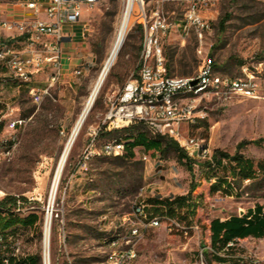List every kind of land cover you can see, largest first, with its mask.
I'll use <instances>...</instances> for the list:
<instances>
[{"label":"rangeland","instance_id":"374dc122","mask_svg":"<svg viewBox=\"0 0 264 264\" xmlns=\"http://www.w3.org/2000/svg\"><path fill=\"white\" fill-rule=\"evenodd\" d=\"M14 1L0 0V3L2 7H10ZM155 1L145 0V3ZM123 7L124 0H98L92 6L83 7L73 39L66 41L63 47L74 57V62L68 70L62 71L39 104L32 101L28 91L31 86H47L51 68L38 72V77L34 74L30 82H20L11 78L8 70L0 65L2 100L17 107L15 114L28 118L27 124L19 130L20 144L14 156L0 162V199L6 194L25 198L14 209L23 216L29 211L39 216L35 226H18L8 240L9 244L0 245L3 257L13 253L23 260L35 255L39 264H44V229L49 214L50 264H112L108 257L111 242H121L129 232L130 222L124 221V217L133 219L137 206L145 204L148 207L149 198L174 197L189 189L191 172L173 151L161 160L150 156L146 162L140 158L142 149H136L132 160L100 155L91 160L86 172L76 169L90 127L102 126L109 99L138 67V47L142 37L136 30L139 24L136 22L127 32L76 136L50 200L59 158L110 53ZM163 9L177 22L183 18L181 0H165ZM226 13L229 18L220 30L219 20ZM82 24L86 26L84 35L79 29ZM211 25L212 30L201 43L192 33L183 37L174 30L163 39L164 54L172 75L196 74L203 57L208 55L215 71L221 75L241 76L243 65L257 69L263 96L259 99L239 95L224 98L214 94L198 98L195 104L203 109L205 118L202 123H195L197 126L184 125L182 130L190 137L202 138L212 152L218 149L251 158L257 168L258 163L264 165V0H217ZM2 32L0 27V38L4 36ZM76 66L83 69L81 75L72 73ZM3 108L0 106V110ZM135 126L137 131L145 129L141 123ZM103 132L98 134V147L104 140L126 133L119 131L108 135ZM252 140H260V143ZM191 159L194 161L193 180L198 181L205 176V160ZM224 172V169L219 171L220 174ZM233 182L232 195L221 190L204 194L197 219L194 218L190 226L173 217L184 229L169 231L165 219L158 227H148L136 240V257L124 264H264V240L256 238L243 243L238 240L233 246L235 252L242 254L235 258L242 262L222 263L211 257L208 230L211 219L246 211L258 203L264 206L263 168L254 179H235ZM219 252L221 255L218 256L223 257L224 253L234 251Z\"/></svg>","mask_w":264,"mask_h":264},{"label":"built area","instance_id":"2783aa9c","mask_svg":"<svg viewBox=\"0 0 264 264\" xmlns=\"http://www.w3.org/2000/svg\"><path fill=\"white\" fill-rule=\"evenodd\" d=\"M164 1L148 4L145 0H131L133 20L129 30L136 22L142 26L139 64L123 87L109 99L102 126L90 127L87 144L77 163L76 169L80 172L88 170L95 156H121L124 153V142L115 138L104 140L98 147L101 130L125 128L136 122H142L150 136L161 135L175 140L190 158L212 162L213 152L204 140L190 137L182 130L184 125L191 126L205 118V112L195 101L214 94L224 98L239 95L259 99L263 96L257 69L243 65L241 76L221 75L215 71L208 55L203 57L194 75L169 74L163 39L174 30L183 37L192 33L199 43L203 42L212 30L217 0H181L184 13L179 22L164 12ZM96 2L98 0H16L10 7H2L0 3V27L5 34L0 38V65L8 70L11 78L20 82H30L34 74L45 68L52 70L47 86L29 88L35 104L43 100L63 74L64 43L73 39L83 7ZM128 3L129 0H124V6ZM15 9H22L21 15H15ZM79 29L84 35L85 24ZM82 71L76 66L72 73L81 75ZM0 106H4L0 110V162H3L10 160L17 151L19 130L27 124L28 118L15 114L17 107L3 101L1 96ZM140 158L145 162L150 160L145 152ZM132 216L133 219L123 218L130 222L128 235L121 242L114 240L110 244L112 249L108 257L112 264H124L136 257V240L148 227L160 226L163 219L169 231L184 229L173 217L149 218L143 205L137 206ZM238 240H231L227 247H233Z\"/></svg>","mask_w":264,"mask_h":264},{"label":"trees","instance_id":"16d2710c","mask_svg":"<svg viewBox=\"0 0 264 264\" xmlns=\"http://www.w3.org/2000/svg\"><path fill=\"white\" fill-rule=\"evenodd\" d=\"M228 18V13L221 17L219 20L220 30L224 29ZM136 30L142 37L141 24L137 25ZM140 47L141 44L138 51H140ZM167 70L169 74H172L168 64ZM202 121L200 120L199 124ZM139 123L142 124V122H136L129 127L120 128L121 130L112 129L103 133L112 135L119 131L126 132L121 137L115 138L124 142L125 150L121 157L126 160H132L135 157L136 149H142L149 156L159 160L166 157L170 151H173L176 153L178 160L188 168L192 175L189 189L185 194L167 198H149L147 200L148 207L143 204V210L149 218L155 216L160 218L178 217L190 226L191 221L194 218L197 219L201 200L205 193L211 194L221 190L226 195H232L235 189L233 185L235 179H254L261 168L264 169L262 163H258L257 168H255L253 160L242 154H229L215 149L213 151V161H205L207 169L205 176L198 181H194V161L186 154L185 150L173 139L161 135L150 136L145 129L135 130V125ZM252 142L258 144L260 140H252ZM241 146L242 143L238 147ZM221 169L226 170V172L220 174ZM23 201H25V198L9 194L0 199V245L5 244L7 246L9 244L8 240L15 233L18 226L33 227L37 224L39 216L36 212L29 211L23 216L22 213L14 209ZM208 230L210 233V248L213 252L211 254L212 259L226 261L227 258L218 256V253L220 250H229L231 247H227V244L231 240L244 239L248 236L264 237V206L259 203L255 204L253 209H248L243 215L232 214L224 220L215 217L209 222ZM0 264H39V259L35 255H30L20 260L12 253L5 257L0 255Z\"/></svg>","mask_w":264,"mask_h":264},{"label":"bare ground","instance_id":"6f19581e","mask_svg":"<svg viewBox=\"0 0 264 264\" xmlns=\"http://www.w3.org/2000/svg\"><path fill=\"white\" fill-rule=\"evenodd\" d=\"M131 10V0H129L128 5L124 6L122 16H121V21L120 25L117 31V34L115 36L114 42L111 46L110 53L108 57L106 58L103 67L101 68L91 90L86 98L84 105L81 109L80 115L75 123V126L71 132L70 137L68 138V141L66 142V145L62 151V154L59 158L58 165L55 171L54 179H53V185L51 189V198L50 200L52 201L56 186L58 184V181L61 176L62 169L64 167V164L66 162V159L72 149V146L74 144V141L76 139L77 134L79 133V130L89 112V109L92 107L97 94L100 90V87L109 71L111 66L113 65L118 52L125 40V37L127 35V32L129 31V26L131 24V21L133 20L132 14L130 13ZM3 193V192H2ZM1 197V196H0ZM50 233H51V216L49 214L46 217V224H45V229H44V264H50V253H49V239H50Z\"/></svg>","mask_w":264,"mask_h":264},{"label":"crops","instance_id":"0c3cea01","mask_svg":"<svg viewBox=\"0 0 264 264\" xmlns=\"http://www.w3.org/2000/svg\"><path fill=\"white\" fill-rule=\"evenodd\" d=\"M21 13H22V9H15V15H21ZM2 35H5L4 34V32H2ZM69 57H70V59H69ZM74 62V57L73 56H71V54H70V52L68 51V50H66V49H64L63 50V70H68L69 68H70V65L72 64ZM75 66V65H74ZM36 75H37V73H36ZM39 75V74H38ZM38 75H37V77H38ZM35 75H33V77H34ZM254 208V207H253ZM253 208H248V209H253ZM247 209V210H248ZM246 210V211H247ZM246 211H241L240 213H233V214H237V215H239V216H241V215H243ZM230 215H232V214H230ZM229 215V216H230ZM229 216H227V217H225V218H221V217H219L221 220H224V219H226V218H228ZM251 238H255V237H253V236H248V237H246V238H244V239H239V241H241L242 243L243 242H249V239H251ZM256 239H260V240H264V237L263 238H256ZM235 247H231L228 251H234V252H228V253H224V256L223 257H226L227 258V260L226 261H221L222 263H226V262H230V260H238V261H240V262H242V260L241 259H239V258H235V256H237V255H242L241 253H239V252H235ZM218 255H221L220 254V252L218 253ZM222 257V256H221ZM217 261H220V260H217Z\"/></svg>","mask_w":264,"mask_h":264},{"label":"water","instance_id":"95a60500","mask_svg":"<svg viewBox=\"0 0 264 264\" xmlns=\"http://www.w3.org/2000/svg\"><path fill=\"white\" fill-rule=\"evenodd\" d=\"M93 106V105H92ZM91 109V108H90ZM90 109H89V111H90Z\"/></svg>","mask_w":264,"mask_h":264}]
</instances>
